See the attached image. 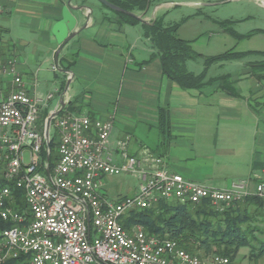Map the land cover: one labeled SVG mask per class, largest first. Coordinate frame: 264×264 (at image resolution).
<instances>
[{
  "label": "crops",
  "instance_id": "obj_1",
  "mask_svg": "<svg viewBox=\"0 0 264 264\" xmlns=\"http://www.w3.org/2000/svg\"><path fill=\"white\" fill-rule=\"evenodd\" d=\"M68 1L0 0V102L20 76L32 96L53 94L42 103L39 128L64 101L73 113L114 117L109 148L118 163V141L126 140L130 155L142 157L149 149L170 173L220 189L247 180L254 193L264 181V69L254 66L259 61L243 59L240 69L209 76L212 67L231 61L213 64L207 79L228 80L184 90L164 74L161 56L144 32L143 24L166 26L161 4L135 13L143 22L131 25L98 0H72L74 8L86 7L73 11L83 29L62 46L53 29ZM71 62L70 69L62 67ZM160 108L169 115L166 138ZM257 261L262 264L264 256Z\"/></svg>",
  "mask_w": 264,
  "mask_h": 264
},
{
  "label": "built area",
  "instance_id": "obj_2",
  "mask_svg": "<svg viewBox=\"0 0 264 264\" xmlns=\"http://www.w3.org/2000/svg\"><path fill=\"white\" fill-rule=\"evenodd\" d=\"M10 72L15 74L13 68ZM14 83L0 102V217L15 224L0 233V264H230L221 255L206 262L142 226L128 230L122 219L162 200L207 201L222 210L250 195L264 198V181L254 193L247 180L229 189L208 187L170 173L163 158L149 149L142 157L130 155L126 140L118 141V163L109 148L114 117L71 112H59L52 121L50 140L56 137L57 158L51 164L46 120L41 128L39 120L42 103L53 94L32 96L20 76ZM120 175L137 176L138 191L111 200L102 186L106 178ZM19 189L21 209L16 205Z\"/></svg>",
  "mask_w": 264,
  "mask_h": 264
},
{
  "label": "trees",
  "instance_id": "obj_3",
  "mask_svg": "<svg viewBox=\"0 0 264 264\" xmlns=\"http://www.w3.org/2000/svg\"><path fill=\"white\" fill-rule=\"evenodd\" d=\"M107 1L132 13L146 11L151 5V0ZM111 11L118 15L123 23L131 25L140 23L136 17ZM231 22L224 21L222 25L226 26ZM180 26V22L166 26L157 21L153 24H143L145 35L151 39L161 56L164 74L184 90H200L216 81L228 80V76L207 79L208 70L213 64L241 60L253 53L264 55V52L229 50L218 55L206 56L203 57V71L195 74L187 69L186 64L200 55L192 48V41L177 36ZM227 31L237 40L249 38L256 33H264V30H254L247 34H239L233 29ZM72 64L73 62L62 67L68 70ZM254 66L264 69V60ZM65 112L70 111L64 109L60 111V115ZM159 128L164 138L169 136V115L164 108L159 110ZM49 147L52 164L57 158L55 136L51 138ZM53 148L56 151L55 158L52 156ZM22 193V190H16V205L19 209L24 207ZM122 224L128 230L136 225L142 226L146 233L171 239L193 254L198 255L192 252L194 249L198 250L203 258L221 255L227 257L231 264L242 247L250 248V257L254 260L264 256V198L257 195H250L242 201L231 203L222 210H218L207 201L193 205L162 200L150 209L132 210L122 219ZM14 226L11 221H5L0 217V233Z\"/></svg>",
  "mask_w": 264,
  "mask_h": 264
},
{
  "label": "rangeland",
  "instance_id": "obj_4",
  "mask_svg": "<svg viewBox=\"0 0 264 264\" xmlns=\"http://www.w3.org/2000/svg\"><path fill=\"white\" fill-rule=\"evenodd\" d=\"M158 4H161L162 12L166 13L165 23L180 22L177 36L191 40L192 48L200 55L187 63L191 71L198 72L203 69V57L218 55L229 50L264 52V33H256L249 38L237 40L227 31L233 29L239 34H247L254 30H264L263 0H151V10ZM228 20L232 22L223 26L222 22ZM247 57L243 58L246 62H260L264 59V55L260 53H253ZM230 61L222 68L212 67L209 76L241 68L237 65L241 64L240 60ZM50 76L51 78L54 76L52 70L48 74V77ZM52 156L56 157L54 148ZM138 186L137 176L120 175L106 178L102 190L109 199L116 200L122 196L134 195L138 191ZM250 251L249 247H242L233 264H261V261L254 262V258L250 257ZM192 252L197 253L206 262L210 258H203L202 253L196 249Z\"/></svg>",
  "mask_w": 264,
  "mask_h": 264
},
{
  "label": "water",
  "instance_id": "obj_5",
  "mask_svg": "<svg viewBox=\"0 0 264 264\" xmlns=\"http://www.w3.org/2000/svg\"><path fill=\"white\" fill-rule=\"evenodd\" d=\"M72 0H69L67 4L63 8V15L62 19L58 21L53 29V32L55 36L57 37L58 43H60L62 46L66 45L70 40H72L83 28H78V18L73 14L74 10H83L86 8L85 6H80L74 8L71 4ZM101 2L104 6L107 8L119 12V13H124L131 15L133 17H136L138 20L142 21V18H140L137 14L126 11L112 3H110L107 0H98ZM143 22V21H142ZM70 83V76L68 78L67 84H66V90L69 87ZM65 108V103L64 101L61 102V107L59 109H56L55 111H52L45 122V136L48 142L50 141V130H51V125L52 121L59 114L60 111L64 110Z\"/></svg>",
  "mask_w": 264,
  "mask_h": 264
},
{
  "label": "bare ground",
  "instance_id": "obj_6",
  "mask_svg": "<svg viewBox=\"0 0 264 264\" xmlns=\"http://www.w3.org/2000/svg\"><path fill=\"white\" fill-rule=\"evenodd\" d=\"M264 1V0H263Z\"/></svg>",
  "mask_w": 264,
  "mask_h": 264
}]
</instances>
